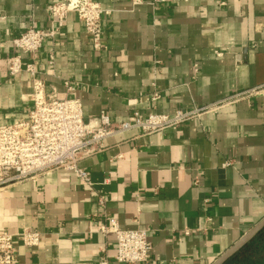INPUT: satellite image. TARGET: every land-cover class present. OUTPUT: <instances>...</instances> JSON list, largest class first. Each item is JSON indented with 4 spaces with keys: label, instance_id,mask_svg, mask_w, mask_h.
<instances>
[{
    "label": "crops",
    "instance_id": "crops-1",
    "mask_svg": "<svg viewBox=\"0 0 264 264\" xmlns=\"http://www.w3.org/2000/svg\"><path fill=\"white\" fill-rule=\"evenodd\" d=\"M53 1L0 0L1 123L32 106L28 74L6 73L11 40L49 27ZM96 1L102 47L70 12L36 54L47 91L78 98L84 119L171 115L254 92L148 135L105 138L79 159L91 185L57 168L0 188V229L40 233L33 248L15 239L13 264H100L115 239L98 226L112 219L146 230L144 264H211L264 217V0Z\"/></svg>",
    "mask_w": 264,
    "mask_h": 264
},
{
    "label": "built area",
    "instance_id": "built-area-1",
    "mask_svg": "<svg viewBox=\"0 0 264 264\" xmlns=\"http://www.w3.org/2000/svg\"><path fill=\"white\" fill-rule=\"evenodd\" d=\"M48 6L49 27L29 25L11 40L15 53L6 61V73L9 77L21 72L28 74L32 106L24 118L12 123L0 122V188L20 180L34 179L57 168L71 171L75 177L91 185L87 172L79 166V159L100 151L105 138L133 128L148 135L190 121L254 92L249 89L206 106L175 109L171 115L152 112L143 116L134 110L128 120L112 121L107 113L100 111L93 118L84 119L78 98H59L47 91L40 77L36 54L45 40L52 39L59 32L70 12L76 14L90 36L91 44L95 48L102 47L104 10L96 0H55ZM48 64L52 65V57H49ZM63 83L67 90H71L70 83ZM99 200L103 203L101 197ZM98 228L103 234H112L115 239L111 253L104 248L101 250L103 259L100 264H108L111 260L126 264L149 261L151 242L145 229L120 228L113 219ZM39 237L40 233L35 229L25 228L17 234L0 229V264L15 262V239L33 248L39 245Z\"/></svg>",
    "mask_w": 264,
    "mask_h": 264
},
{
    "label": "trees",
    "instance_id": "trees-1",
    "mask_svg": "<svg viewBox=\"0 0 264 264\" xmlns=\"http://www.w3.org/2000/svg\"><path fill=\"white\" fill-rule=\"evenodd\" d=\"M222 264H264V226Z\"/></svg>",
    "mask_w": 264,
    "mask_h": 264
},
{
    "label": "water",
    "instance_id": "water-1",
    "mask_svg": "<svg viewBox=\"0 0 264 264\" xmlns=\"http://www.w3.org/2000/svg\"><path fill=\"white\" fill-rule=\"evenodd\" d=\"M264 226V217L257 221L247 230L240 238H238L231 246L225 249L211 264H222L227 258L233 255L234 251L249 241L255 233Z\"/></svg>",
    "mask_w": 264,
    "mask_h": 264
}]
</instances>
